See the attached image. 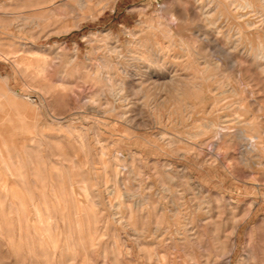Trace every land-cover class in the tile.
Segmentation results:
<instances>
[{"label":"rangeland","instance_id":"374dc122","mask_svg":"<svg viewBox=\"0 0 264 264\" xmlns=\"http://www.w3.org/2000/svg\"><path fill=\"white\" fill-rule=\"evenodd\" d=\"M249 1L0 0V264H264Z\"/></svg>","mask_w":264,"mask_h":264},{"label":"bare ground","instance_id":"6f19581e","mask_svg":"<svg viewBox=\"0 0 264 264\" xmlns=\"http://www.w3.org/2000/svg\"><path fill=\"white\" fill-rule=\"evenodd\" d=\"M259 3H261V4H263L264 5V0H257ZM233 2H235V0H233ZM81 6H83V3H82V1H80V3H79ZM254 4H255V2H254ZM213 6V5H212ZM211 6V7H212ZM215 6V5H214ZM235 8V7H234ZM258 8V7H257ZM256 8V9H257ZM260 8V7H259ZM210 9V8H209ZM263 9V8H262ZM237 10H240L239 12H237V15H236V17L237 18H239L240 20L242 19L243 20V22H244V24L247 26V27H250L251 25H252V23H251V20L250 19H247V18H244L245 17V15H247L246 13H249V12H255V6L252 4V2H250L249 0H241V2H238L237 3ZM212 11V10H211ZM220 11V10H219ZM242 11H244V12H242ZM248 11V12H247ZM259 12V11H258ZM257 12V13H258ZM207 13V12H206ZM261 14V13H260ZM259 14V15H260ZM224 16V15H223ZM225 17V16H224ZM224 17H222V18H224ZM261 17V16H260ZM263 17V16H262ZM226 19V18H225ZM254 24V23H253ZM230 26V25H229ZM231 27H233V26H231ZM251 28H253V27H251ZM234 30V29H233ZM232 30V31H233ZM245 32V31H244ZM244 32H242V35H240L239 37L241 38V39H243L244 38V36H243V33ZM251 40H253L252 39V36H251V38H250ZM260 42V41H259ZM258 43V42H257ZM250 44V43H249ZM256 44V43H255ZM234 45V44H233ZM231 47V46H230ZM233 48V47H232ZM259 49H258V51L257 52H255V53H253L252 54V58L253 59H263L264 60V53H263V50H262V45L261 44H259V47H258ZM264 49V48H263ZM257 63H258V61H257ZM261 64V63H260ZM263 64V63H262ZM261 64V65H262ZM262 72L264 73V67L262 68ZM262 79V78H261ZM260 82V81H259ZM181 84V83H180ZM177 85V84H176ZM179 85V84H178ZM177 85V86H178ZM261 85V84H260ZM233 90V89H232ZM250 91H251V89H250ZM250 91H248L249 93H250ZM261 91H263V89L261 90ZM179 92V91H178ZM255 93V92H254ZM262 93H264V91L262 92ZM253 94V93H252ZM252 96V95H251ZM235 101H237V99L235 100ZM185 102V101H184ZM238 103V102H237ZM230 104H231V102H230ZM224 128V127H223ZM225 129V128H224ZM227 129H229V128H227ZM245 130H247V129H245ZM249 130V129H248ZM251 131V130H250ZM236 136V138L237 137H245V138H248V139H250L251 138V135H249L246 131H244L243 129H236V130H232V131H230V130H216L215 131V137H217V138H221V137H224L226 140H230V138H231V140H232V138H234ZM224 139V140H225ZM239 140V139H238ZM241 140V139H240ZM223 140H221V143L223 144V142H222ZM215 143V142H214ZM228 143V142H227ZM237 143V142H236ZM217 144H218V142H217ZM216 144V145H217ZM213 145H215V144H213ZM252 150V149H251ZM253 151V150H252ZM255 162V161H254ZM260 176V175H259ZM179 202V201H178ZM193 209V208H192Z\"/></svg>","mask_w":264,"mask_h":264}]
</instances>
